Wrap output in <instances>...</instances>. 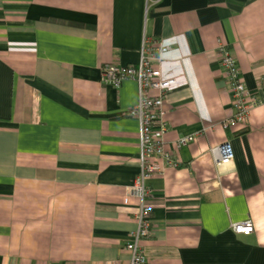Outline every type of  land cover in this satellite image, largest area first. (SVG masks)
Segmentation results:
<instances>
[{"label":"crops","instance_id":"0c3cea01","mask_svg":"<svg viewBox=\"0 0 264 264\" xmlns=\"http://www.w3.org/2000/svg\"><path fill=\"white\" fill-rule=\"evenodd\" d=\"M145 37L172 47L165 149L179 161L148 183L147 264H264V0H0V264H130L138 85L101 75L137 64ZM220 43L261 100L232 126ZM246 220L253 233L233 231Z\"/></svg>","mask_w":264,"mask_h":264},{"label":"built area","instance_id":"2783aa9c","mask_svg":"<svg viewBox=\"0 0 264 264\" xmlns=\"http://www.w3.org/2000/svg\"><path fill=\"white\" fill-rule=\"evenodd\" d=\"M171 50V45L162 39L145 37L137 64L127 66L108 64L102 68L101 80L104 83L120 85L130 79L136 81L138 85V102L128 110V115L139 122L140 167L130 192L139 200L135 214L137 226L126 244L130 264H147L148 261L146 251L141 245V241L152 233V212L147 204L150 194L148 183L153 177L163 173L165 165L179 166L178 159L165 149V136L168 132L165 103L175 79L164 76L162 64ZM218 55L233 93L234 112L223 125L245 123L252 109L261 104V100L247 90L235 57L223 43L218 46ZM194 139L195 135L185 136L179 138L177 143L181 147ZM214 153L219 165H230L235 158L232 144L228 141L215 147ZM129 200L125 197L124 203H128ZM231 228L238 234L249 235L254 232L255 225L253 221L246 220L233 222Z\"/></svg>","mask_w":264,"mask_h":264}]
</instances>
